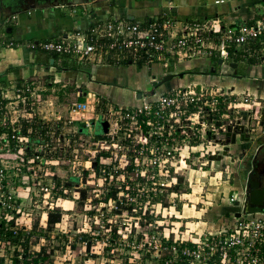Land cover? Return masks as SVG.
<instances>
[{"label": "built area", "instance_id": "obj_1", "mask_svg": "<svg viewBox=\"0 0 264 264\" xmlns=\"http://www.w3.org/2000/svg\"><path fill=\"white\" fill-rule=\"evenodd\" d=\"M9 18L3 15L2 21ZM31 47L74 60L112 64L123 61L148 64L164 56L178 59L215 56L223 63L237 58L264 64V7L250 22L222 28L218 18L180 21L169 11L145 20L107 19L86 30L67 32L64 37L31 43ZM221 90L215 89L214 84L195 82L143 94L135 104L115 101L101 104V97L92 94L64 106L62 115L53 107L52 97H37L29 104L18 100V110L12 111V101L6 102L0 90V151L14 146L18 150L27 148L33 134H38L35 122H41V128L46 126L48 134L50 120L60 121L68 114L64 124L81 125L79 129L89 135V141L81 144H87L86 150L89 148L87 152L91 154L84 160L82 171L78 169L80 161L71 166V175L78 182L73 186L72 196L62 195L61 191L66 194L70 185L65 180L57 183L48 171L38 172L34 181L23 188L10 180L26 164L41 167L47 160L43 152L52 151L47 141L37 138L31 150L38 143L45 149L34 151L33 155L22 153L14 163L0 154V162H5L0 168V264H64L65 256L61 257L53 247L52 253L51 249L47 251L46 260L42 259L46 254L30 244L24 254L22 245L27 238L18 232L22 225L18 223V215L31 208L39 210L41 206H47L48 212L43 213L48 214L54 207L67 213L71 208L64 203L69 200L81 203L82 207L74 212L81 216L80 222L75 227L72 223L66 225L60 233L65 236L66 253L74 252L80 245L84 253L95 254L104 264L110 259L101 254L103 249L119 245L125 253L129 247L142 252L141 258L133 257L139 259L136 264H264L262 213L233 215L219 230L202 233L193 241L182 237L171 239L157 230L164 227L165 212L180 209L177 203L181 194L175 191L177 174L186 166L190 153L194 155L190 158L191 166L206 165L207 155L223 148L221 141L225 140L228 126L239 122L241 110L262 107L248 92ZM98 119L106 121L108 127L95 137L91 131ZM253 120V125L259 124L260 115L253 116ZM22 128H26V133ZM7 163L11 165L7 167ZM8 168L18 173L8 174ZM85 174L93 177L92 184L86 182ZM81 189L85 191L84 199L80 198ZM236 199L232 196L230 201ZM145 225L156 230L143 232L139 237L136 229ZM73 243L75 249L70 250ZM133 258L122 264H134Z\"/></svg>", "mask_w": 264, "mask_h": 264}, {"label": "crops", "instance_id": "obj_2", "mask_svg": "<svg viewBox=\"0 0 264 264\" xmlns=\"http://www.w3.org/2000/svg\"><path fill=\"white\" fill-rule=\"evenodd\" d=\"M5 7L13 8L5 14L10 17L9 21L4 22L0 18V90L5 97H18L24 86L32 85L35 97L56 99L65 97L71 87L78 91L85 86L87 91H82L81 101L87 95L94 94L107 101L135 104L139 101V91L150 89L157 78L169 74L171 70L160 66L163 60H169L172 56H164L158 60L160 62L150 66L143 64L139 69L130 63H94L72 67L74 59L33 48L31 43L64 37L67 32L86 30L107 19L145 20L167 11L180 21L218 18L222 28L255 19L262 13L264 0H224L218 3L215 0H0V11ZM236 64L234 73L239 71V75H228L225 80L229 84L227 87H234V91H248L252 96L256 95L252 98L261 104L264 100L261 96L264 91V64H246L245 61ZM249 132V139L243 141L237 137L236 142L230 145L228 155L223 158L224 162H228L223 179L226 192L222 189L219 192L220 200L211 207L195 209L193 204V208L187 209L188 212L194 209L190 218L184 208H181V212L180 209L174 211L178 214L175 216L181 219L171 222L178 224L175 227L165 228L164 232L171 239L183 235L185 237L182 238L189 241L197 240L203 232L212 233L225 226L240 211L241 206L236 202L244 199L253 156L257 147L264 144V125H253ZM262 165L259 173L264 171L263 160ZM208 168L211 170V164ZM232 196L238 199L231 202ZM183 224L187 227L181 232L179 226ZM29 242L27 245L45 253L43 243H32L31 239ZM78 250L84 253L80 245ZM42 259L46 260L47 257L42 256Z\"/></svg>", "mask_w": 264, "mask_h": 264}, {"label": "rangeland", "instance_id": "obj_3", "mask_svg": "<svg viewBox=\"0 0 264 264\" xmlns=\"http://www.w3.org/2000/svg\"><path fill=\"white\" fill-rule=\"evenodd\" d=\"M66 57V56H64ZM69 58V57H67ZM71 60V58H69ZM220 58H216L215 56L210 57H191V58H183L178 59L176 56H173V58L169 60H163L161 63L162 68L166 70H171L169 73H172V78L162 82V79L165 77L163 74V77L160 76V78H157L156 82H153V86L146 90V91H139L141 95L143 94H149L153 93L154 91H161L162 89L168 88L169 86H186L191 85L195 82H205L209 84H214L215 89H222L225 91L233 90L229 86L228 82L225 80L227 79V76H236L238 77L239 71L235 72V68L231 71L229 62H222V65L217 64V60ZM230 62H242V60H239L237 58L229 59ZM228 60V61H229ZM75 62L72 64V67H79V66H88L87 64L91 65L94 63H108L112 64L111 62H91L88 60H74ZM205 61V62H204ZM160 61L154 60L152 63L145 64L141 61L136 63H130L135 64L138 69L143 66V64L150 66L153 63H158ZM246 64H252L255 63L254 61H245ZM128 61H123L121 64L128 65ZM256 63H258L256 61ZM154 66V65H153ZM239 67V64H238ZM264 67V66H263ZM213 69V70H211ZM168 73V72H167ZM167 75V74H166ZM226 77V78H225ZM224 83V84H222ZM166 84V86H165ZM85 86L80 87L78 91L75 90V88L71 87L68 89V94L65 95V97H57L54 101V108L57 109L58 113L62 115V109L64 106L68 107L73 102H79L81 101L79 97H82L84 90L87 91ZM227 88V89H225ZM221 90V91H222ZM248 92V91H247ZM21 94L18 97H6V102L12 101L11 103V110L13 111L14 108L18 110V100L19 101H25V104H29L35 97V89L32 88V85L23 87ZM87 93V92H86ZM137 93V95H138ZM140 95V96H141ZM251 97H257L256 95L250 94ZM264 97V91L263 95ZM5 97V96H4ZM259 97V96H258ZM23 98V100H20ZM39 99H47L48 97H38ZM53 98V97H52ZM262 106L264 105V100L261 101ZM43 106V105H42ZM21 107V106H19ZM29 107V105H28ZM43 107H46L45 104ZM60 112H59V110ZM65 114V113H64ZM89 115V113L87 114ZM67 117L62 118L60 121L51 119L48 125L50 128V132L47 134L46 132V126L45 128H41V122H35V124L38 126L37 133H34L32 136V139L29 142V145L27 149L25 146L21 147L20 150H18V146H14L13 149H5L3 151H0V154L4 155L3 159H7L9 161H12L14 163L15 160H18V155L26 154V155H33L32 152H42L45 148H41L38 146L42 145L41 143H38L37 145L33 146V150H31V146L35 144L36 139L40 138L47 141L51 147V152H48L45 150L44 156L47 158V160L41 165V167H36L34 165L26 164L22 167L21 173L17 174V176H13L14 179L13 182L23 188L26 184L32 183L34 180V176L38 174V172H41L42 174L50 172L49 175H54L56 182H60L61 180H65V183H70L69 187L66 189V194L61 191L62 195H71L72 196V190H74L73 186L78 183L77 179L74 178V176L71 175V166L73 163L75 165H78V162L80 161L81 166L78 167L79 171H82L84 160L88 159L91 154H89L86 150L87 144H81L84 141H89L88 139V133L83 132L79 129L81 126L78 122H74L71 124H64V121H66ZM38 123V124H37ZM254 124V123H253ZM252 124V125H253ZM61 125H65L62 127ZM78 127V128H77ZM41 130V132H40ZM76 130L77 132H74ZM22 131L26 133V128H22ZM46 132V133H45ZM45 133V134H42ZM91 134L95 137L100 136V126L98 123H95L92 127ZM70 139V143L68 140ZM44 141V142H45ZM70 144H68V143ZM18 144V143H16ZM77 150V152L75 151ZM92 151V149L90 150ZM186 154V152H184ZM193 154L190 153V158H193ZM20 157V156H19ZM190 158L186 159V162L184 165H186L184 168H182L178 174H177V185L175 187V191H177L180 195V201L177 203L180 206V212L182 211L181 208L187 209L191 207L193 204L195 205V209H198L199 207L206 208L207 206L211 207V205L216 203L218 200H220V193L222 192V189L226 192V188H224L223 179H225V171L228 169V162L221 161H212L211 162V170H209L208 166L203 165V163H198L196 166H191ZM3 164H5L4 161H2ZM0 162V168L2 164ZM206 164H208L205 161ZM7 167H9L11 164L7 163ZM15 165V164H13ZM8 174L14 175L15 173H18V171H12L10 168L7 169ZM221 171V172H220ZM228 171V170H227ZM179 175V176H178ZM85 176H87L85 174ZM93 177L87 176V180L89 184H92ZM92 181V182H91ZM95 182V181H94ZM71 187V188H70ZM20 189V188H19ZM237 191V190H231ZM222 194V193H221ZM76 195V194H75ZM222 196V195H221ZM93 197V194H90V198ZM41 203V202H40ZM56 203V202H54ZM60 203H63L60 201ZM64 206L67 208H71L67 213H64L65 211L61 209L60 207H54L53 210H51L54 213H57L59 211L61 218L60 221L57 222L55 225H49L46 221V211L47 206H41L39 210L31 208L28 211H26L23 215H18V223L22 224L21 229L18 231L22 234L24 238H27L26 240L32 241V243H43L45 246L43 247L46 257L49 258V254L47 251L53 247L54 249L58 250V254L61 255V257L65 256V259L63 260L64 264H101L99 259H95L94 255H88V253H82L79 252L78 248L75 249V243H73L70 246V250H74V252L66 253L65 246H64V235H61V231L64 230L63 227L66 225H71L72 223L73 227H75L81 220V216L75 214L74 212L81 211L82 204H77L75 201L69 200L64 203ZM193 208V206H192ZM191 209V208H189ZM185 212L186 215H189L187 217L190 218L191 211ZM43 211H46L43 213ZM50 211V212H51ZM64 216H63V215ZM166 220L164 221V227H159V231H165V228H172L175 227L171 222L176 221L177 219H181V217H177L175 215H178L174 210H171L169 214L165 212ZM171 215V216H170ZM186 217V219H187ZM119 222L122 220L121 217L118 218ZM190 220V219H187ZM86 221L88 219L86 218ZM133 221V220H132ZM19 224V225H20ZM26 224V227L23 225ZM179 230L181 232H184V229L187 227L184 224L179 226ZM68 229V228H67ZM156 230L155 227L151 228L150 226H138L136 229V232H138V236L141 237L143 232L153 233ZM52 231V232H51ZM69 231V229L67 230ZM71 231V229H70ZM197 231V230H196ZM73 233V231H71ZM179 233V231H178ZM206 233V232H203ZM173 235V234H172ZM170 237V236H169ZM182 237H185L182 235ZM51 240L53 242L51 243ZM52 253V249L50 250ZM140 250H137L135 247L130 248L129 252L125 253L122 246L119 245H111L107 247L106 249H103L101 254L104 256H109V261L105 262L104 264H122L123 261H127L129 258L133 257H139ZM80 253V254H78ZM142 253V252H141ZM88 257H91V259L87 260ZM134 264L138 263L139 259L133 258ZM129 264H132L129 262Z\"/></svg>", "mask_w": 264, "mask_h": 264}, {"label": "water", "instance_id": "obj_4", "mask_svg": "<svg viewBox=\"0 0 264 264\" xmlns=\"http://www.w3.org/2000/svg\"><path fill=\"white\" fill-rule=\"evenodd\" d=\"M222 59L217 60L218 65H222ZM230 70L232 71L236 68V62H230L229 65ZM213 70V69H211ZM172 73L165 75L162 79V82L167 81L172 78ZM140 93L138 96L140 97ZM259 114L260 115V125H264V107L255 108L253 107L251 110L243 109L240 112L241 118L239 122L234 125L228 126V130L225 134V140L221 141L223 144V148L219 150L215 154L209 153L206 158V162L211 164L212 161H222L225 156L228 155V151L231 144H234L237 140V137L242 139L243 141H247L250 137V128L254 123L253 116ZM98 123L100 126L101 132H106L108 123L104 120L98 119L94 121V124ZM82 131V129H80ZM264 146L260 145L257 147L255 154L252 159V168L247 174V179L244 188V199L242 202L237 201L236 205H240L241 209L235 215L240 216L241 214H253V213H262L264 214V171L258 173L255 171V160L257 159L259 150ZM264 162V158H263ZM70 183H66L69 186ZM80 198H85V191L83 189L80 190Z\"/></svg>", "mask_w": 264, "mask_h": 264}, {"label": "trees", "instance_id": "obj_5", "mask_svg": "<svg viewBox=\"0 0 264 264\" xmlns=\"http://www.w3.org/2000/svg\"><path fill=\"white\" fill-rule=\"evenodd\" d=\"M171 13V12H170ZM172 14V13H171ZM54 57L56 56V55H53ZM79 99H80V97H79ZM107 100L105 99V98H101V104H103V103H105ZM60 217H61V215H60V213H59V211L57 212V213H54V212H49L48 214H47V219H46V221H47V223L51 226V225H55L57 222H59L60 221ZM27 244H28V241L25 239V242L23 243V248H24V254H26V249H27ZM26 258H24V260H25Z\"/></svg>", "mask_w": 264, "mask_h": 264}, {"label": "flooded vegetation", "instance_id": "obj_6", "mask_svg": "<svg viewBox=\"0 0 264 264\" xmlns=\"http://www.w3.org/2000/svg\"><path fill=\"white\" fill-rule=\"evenodd\" d=\"M6 9H2L0 11V18H2L3 15H5L7 12H10L9 10L13 9L12 7H5ZM263 157H264V146L259 150V153H258V156H257V159L255 160V171L258 172L261 170V168L263 167L262 165V160H263ZM259 173V172H258Z\"/></svg>", "mask_w": 264, "mask_h": 264}]
</instances>
